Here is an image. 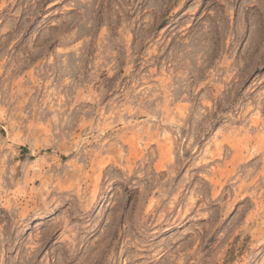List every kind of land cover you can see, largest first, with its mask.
I'll list each match as a JSON object with an SVG mask.
<instances>
[{
  "label": "rangeland",
  "instance_id": "rangeland-1",
  "mask_svg": "<svg viewBox=\"0 0 264 264\" xmlns=\"http://www.w3.org/2000/svg\"><path fill=\"white\" fill-rule=\"evenodd\" d=\"M0 264H264V0H0Z\"/></svg>",
  "mask_w": 264,
  "mask_h": 264
}]
</instances>
